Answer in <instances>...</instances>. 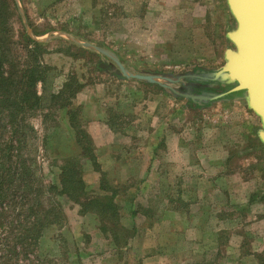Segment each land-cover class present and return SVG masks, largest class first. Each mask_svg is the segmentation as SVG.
<instances>
[{
	"label": "rangeland",
	"instance_id": "1",
	"mask_svg": "<svg viewBox=\"0 0 264 264\" xmlns=\"http://www.w3.org/2000/svg\"><path fill=\"white\" fill-rule=\"evenodd\" d=\"M15 2L25 31L47 45L42 104L68 83L86 131L100 121L121 134L105 129L102 136V126L94 140L87 132L117 190L120 223L131 229L127 244L115 247L97 216L56 196L65 221L45 231L41 257L51 264H264L261 122L246 93L209 99L231 47L226 32L235 27L226 0ZM51 110L52 120H30L46 185L58 182L54 151H76L65 111ZM81 164L97 192L100 172L89 160ZM199 209L203 217L195 218ZM214 235L217 248L202 250L200 238Z\"/></svg>",
	"mask_w": 264,
	"mask_h": 264
},
{
	"label": "trees",
	"instance_id": "2",
	"mask_svg": "<svg viewBox=\"0 0 264 264\" xmlns=\"http://www.w3.org/2000/svg\"><path fill=\"white\" fill-rule=\"evenodd\" d=\"M46 46L25 31L15 0H0V264H51L41 257L40 243L48 228L63 227L65 213L56 196L77 204L81 215L97 216L99 229L115 247L127 244L131 236V229L120 223L117 190L99 168L94 144L81 119L82 108L71 101L78 91L69 97L70 86L65 83L57 93L50 94L51 105L42 104L37 85H43L50 69L41 60L48 52ZM233 85H227L224 91ZM55 105L65 111L76 151H54L55 161H60L58 182L46 185L32 151L38 131L30 120L38 114L52 120ZM46 133L44 138L48 137ZM81 159L89 160L101 174L97 192L89 190L83 180ZM135 214L132 210L131 215Z\"/></svg>",
	"mask_w": 264,
	"mask_h": 264
},
{
	"label": "water",
	"instance_id": "3",
	"mask_svg": "<svg viewBox=\"0 0 264 264\" xmlns=\"http://www.w3.org/2000/svg\"><path fill=\"white\" fill-rule=\"evenodd\" d=\"M226 4L235 27L226 32L231 47L224 50V65L212 78L219 81V88L209 99L246 93L248 108L260 119L258 136L264 144V0H226ZM229 84L234 85L224 91Z\"/></svg>",
	"mask_w": 264,
	"mask_h": 264
},
{
	"label": "crops",
	"instance_id": "4",
	"mask_svg": "<svg viewBox=\"0 0 264 264\" xmlns=\"http://www.w3.org/2000/svg\"><path fill=\"white\" fill-rule=\"evenodd\" d=\"M156 84H159V82H156ZM159 85H161V86H163L164 84H159ZM77 105V104H76ZM90 127L87 129V132L91 135V137L95 140V137H94V132L95 131H99V129L103 126V128H101V130H100V132L102 133V136L105 134L106 136H107V133H106V131L109 133V135H111V137L113 138V137H115L117 134H120L119 132H115L116 130H110L109 129V126H108V128L106 127V124H104V123H102V122H100V121H91V122H89V124H88ZM91 125H95V126H91ZM105 129H106V131H105ZM156 132V130H154V131H152L151 132V135H153L154 133ZM121 135V134H120ZM129 135V134H128ZM124 137H126V135L124 134L123 135ZM99 144H107V143H97V142H95V147H99ZM262 203V205L261 206H263L264 205V201L263 202H261ZM201 210V211H200ZM203 211H202V209H199V211H197L196 213H195V218H198V217H203ZM258 217H262V215L261 216H258ZM218 218V217H217ZM221 218H223V217H219L218 218V220H225V219H227V218H224V219H221ZM264 217L263 218H261V219H259V222L261 223L262 221V224H263V228L261 229V232H264ZM195 223H197V222H195ZM239 236V235H238ZM201 237V236H200ZM214 237H215V239L214 238H208V237H201L200 238V240H199V245H200V247H201V249L202 250H204V249H209V250H214V249H216L217 248V245H218V243H217V239H216V236L214 235Z\"/></svg>",
	"mask_w": 264,
	"mask_h": 264
}]
</instances>
